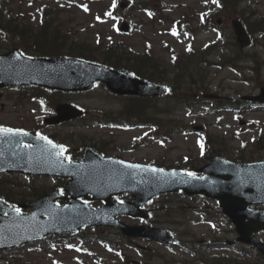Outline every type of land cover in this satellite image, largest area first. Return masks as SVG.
Returning a JSON list of instances; mask_svg holds the SVG:
<instances>
[{
	"label": "rangeland",
	"instance_id": "rangeland-1",
	"mask_svg": "<svg viewBox=\"0 0 264 264\" xmlns=\"http://www.w3.org/2000/svg\"><path fill=\"white\" fill-rule=\"evenodd\" d=\"M119 1L121 0H102L86 5L83 0H0V9L5 12L10 10L17 12L20 9L28 12L30 17L34 16L36 21L41 16L40 10L49 7L56 11L57 19L64 22L65 28L69 29V34L76 42L87 39L94 43L99 38L105 39L106 42L122 40L137 50H142L149 44L153 51L164 59L168 57L165 46L167 43L179 52H183L189 45V40L165 31V27L159 24V21L153 24L145 11L139 8L125 11L128 20L137 23V28L127 34L115 29V20L100 23L97 20L98 14L115 2L118 4ZM248 1L253 11L264 14V0ZM161 2L159 7L162 8L163 14L174 19L180 18L182 14L192 18L194 12H215L219 9L217 0H161ZM123 11L117 9V14ZM157 13L159 14V10ZM224 31L229 36L233 34L229 26L225 27ZM7 38L5 33L0 31V39ZM217 40L216 30H207L196 36L194 46L200 48L208 42ZM246 51L257 52L259 60L263 61L260 79L264 82V45L252 46ZM207 70L209 71L208 88L211 93L234 99L238 96L237 93H240V96L259 92V87L252 79L249 70L239 73L229 68L219 69L215 66ZM0 91H2L0 103H4V107H0V124L4 127L21 125L30 128L42 124V118L54 112L42 106L40 102L24 101L22 104L21 97L17 96V90L5 88ZM66 99H69L66 102L83 107L88 114L93 115H98L102 111H117L120 108V101L114 99L101 86H96L84 94L67 96ZM209 107V102H204L196 106L192 112L185 109L178 110L176 116L191 125L206 124L208 131L224 138L233 149H237L244 140L249 152L254 153L251 148L257 150L256 159L264 157L263 106H233L230 112L215 114L208 113ZM42 128L44 134H56L59 139L72 135V140L69 139L71 142L68 144L70 150L74 152V149L80 145L77 137L82 132H86V135L91 137L90 142L112 139L110 146L115 150L109 155H115L121 150V156L127 160L142 163L158 160L166 161L170 165L182 163L184 155L197 152L199 142L204 137L203 132L190 131L192 130L190 128L189 133L178 132L169 140H153L147 136V129L109 127L85 120ZM259 137L262 138L260 149L251 144L253 138ZM136 140L145 142L142 146L130 150L132 145L136 144ZM249 158L253 157L249 156ZM15 176L11 178L14 179ZM17 179L16 181L20 182L19 185L24 189V185L40 190H50L64 185L52 177H33L30 180L28 176L18 175ZM147 209L152 211L147 220L128 217L123 220L132 224L165 228L181 242L183 249L142 238H130L129 241L128 238L119 236L118 230L100 227L99 236L120 245L118 249L107 248L104 243L95 240L98 235L93 227H89L85 230L87 240L79 249L75 247L78 243L74 238L66 242L56 241L54 244L48 243L45 239L40 245L0 252V264H264V257L259 255L255 248L236 241L237 234L234 227L221 213L216 200L201 196L187 197L183 194L163 195L158 197L157 202L147 206ZM195 209L200 212L206 211L207 219L194 211ZM257 236L264 241V232H259ZM229 242H232V245H229ZM145 254L151 256L145 257L143 256Z\"/></svg>",
	"mask_w": 264,
	"mask_h": 264
},
{
	"label": "water",
	"instance_id": "water-1",
	"mask_svg": "<svg viewBox=\"0 0 264 264\" xmlns=\"http://www.w3.org/2000/svg\"><path fill=\"white\" fill-rule=\"evenodd\" d=\"M232 24L240 45L249 44L250 38L241 23L233 20ZM12 57H15V51L0 55V86L39 84L64 90H84L90 88L94 81L101 80L119 94L157 95L164 91L162 86L136 79L128 73L76 59L15 60ZM251 99L264 102V88L258 97ZM57 111L58 115L47 121L56 123L81 114L69 106H60ZM26 140L34 142L38 149L21 146L20 142ZM59 149L38 136L0 132V172L22 171L33 175L69 177L66 189L71 191V196L66 198L70 201L69 206L55 205L58 196L50 193L34 202L20 204L19 207L34 208L26 214L18 213L0 200V213H7V216H0V249L35 241L47 234L77 232L78 227L88 224L111 225L131 236L168 240L163 230L146 227L137 232L135 227L122 224L114 217L118 213L144 215L138 209L139 205L161 192L182 189L188 194L206 193L218 198L223 211L236 225L238 239L254 244L264 253V244H260L253 236V232L264 229V210L246 208L251 203L264 202V162L237 165L216 158L199 169L206 171L208 176L191 178L183 171H159L160 168L145 165L130 167L95 157L85 158L82 164L67 163L59 156ZM121 191L133 194L134 205L119 204L112 199L111 195ZM88 193L93 194V199L105 201L102 209H91L77 199V196L88 199ZM155 232L158 233L154 236Z\"/></svg>",
	"mask_w": 264,
	"mask_h": 264
},
{
	"label": "trees",
	"instance_id": "trees-1",
	"mask_svg": "<svg viewBox=\"0 0 264 264\" xmlns=\"http://www.w3.org/2000/svg\"><path fill=\"white\" fill-rule=\"evenodd\" d=\"M221 6L223 7L222 14L227 16H230L232 14L238 15V17L242 20L244 25L246 26L247 31L250 34L253 33H262V39H264V15H260L258 17L252 18L254 15V11H250L248 9L249 3L247 0H221ZM142 2L141 4H143ZM247 3V6L245 7V4ZM149 8L156 10V7L160 5L159 0H148ZM243 4L244 7L240 8V5ZM248 9V12L245 14V10ZM9 14H4L0 11V29H3L5 32L11 34V35H18V36H24V35H30L32 33L43 35V39H37L36 41H33L35 44L39 45L40 51H51L50 54H61V53H69L71 55H77L81 58H84L86 60L90 61H100L102 63H106L107 65L111 67H121L125 69H129L133 71L137 76L148 78L153 81H160L158 78L164 76L166 74V71L161 69V75L156 76L155 68H154V62H157V64H162L163 60H161L157 55H155L152 52L151 47H147L145 49L144 53L138 52L134 50L129 45H126L121 42L117 43H109L107 45H104V41L102 39H99L96 44H93L88 41H82L78 44L77 47H74L73 45L70 46L69 49L66 47H61V45H65L68 42V32L63 31L58 24H54L53 18L49 15H46L47 17L43 19V22L37 26L32 27L30 23H28L27 15L21 16L19 12V16L13 15V12H8ZM108 18V17H106ZM161 22H165L163 17L160 18ZM27 20V21H24ZM206 22L208 24L214 25V20L211 19V17L206 19ZM173 26V25H172ZM179 26L177 22H174L173 29H176ZM191 30H195L194 27L191 28ZM66 32V33H65ZM47 37L46 40H44ZM55 42L57 44L56 50H52L44 45V43L48 42ZM32 42L31 39L27 38H20L19 43L20 44H27ZM41 42V43H40ZM43 43V44H42ZM54 43V45H55ZM231 48L230 55H224L220 54L217 55V60H219V65L228 64L231 67H238L237 63L239 61L243 60H251L254 64H257L256 61L250 53L245 52L237 47V44L232 41L228 43ZM216 47L209 46L206 49L197 50L192 47L188 49V51L182 55H178L175 53L173 49L170 48V52L172 54V63L173 66H186L191 67L190 70H186V75L182 72L180 75H185L183 82L182 78L177 77L178 72H175L174 70L172 73L174 74V77L168 82H172V85L170 87V93L168 95V98L162 103L161 106L163 107L161 111L156 110V107H158L155 104H152L151 100L148 98H140V97H129L127 101H129L123 108V112H126L128 114L127 121L130 122L131 119L136 118V124H155L154 121L157 119L155 117V114L162 113V114H169L171 110L174 108L180 107H188L192 108L195 104H197L198 99H195L193 93L198 90L199 88H203L202 90H205L206 84L204 83V76L205 80L208 76L206 73H202L200 70H196L195 67L197 65H200L203 63L206 66H210L212 64L211 59L209 56L212 54V51ZM251 56V57H250ZM180 59V60H179ZM178 61V62H177ZM170 65V63H169ZM253 72L256 73V69L252 68ZM203 75V77H202ZM162 79V78H161ZM180 87V88H178ZM178 89L180 90H186L191 93V95L188 98H184L182 101V98L179 96ZM49 97L57 101L60 97V93L55 92L49 95ZM181 102H185V104L182 105ZM214 108L218 109H227L229 108V103L225 99H217L213 102ZM110 118L107 117L108 121ZM165 118L160 117L159 121L162 123V126H160V129L164 128L167 130L168 125L173 124L175 121L172 119H167V121L171 124H163ZM173 127L176 129L180 128H187V125L185 124H173ZM168 135V134H165ZM169 136V135H168ZM218 143H221L217 138L213 136L207 137L206 142H204L203 151L199 156L190 155L187 157V160L185 161V168L187 171L192 170L195 165H197L200 162H205L212 156H214L217 153L223 152V149L219 146ZM237 159L240 160H247L249 159L245 155L242 154L241 151L237 152ZM2 189L0 187V196H5V198L9 201H13L16 199H24L27 195L23 192L22 194H11L5 193L3 190V184L1 185ZM7 196V197H6Z\"/></svg>",
	"mask_w": 264,
	"mask_h": 264
},
{
	"label": "snow or ice",
	"instance_id": "snow-or-ice-1",
	"mask_svg": "<svg viewBox=\"0 0 264 264\" xmlns=\"http://www.w3.org/2000/svg\"><path fill=\"white\" fill-rule=\"evenodd\" d=\"M0 132H5V133H20L22 135H27L26 132H22V130H13V129H7V128H0ZM41 139H44V140H47L46 137H41ZM49 144H51L52 142L49 140L48 141ZM53 147H60L62 148L63 146H60V145H53ZM130 167H138L136 165H131ZM159 171H163L162 169L159 170ZM189 175H191V173H189ZM17 212H19V209H16Z\"/></svg>",
	"mask_w": 264,
	"mask_h": 264
}]
</instances>
